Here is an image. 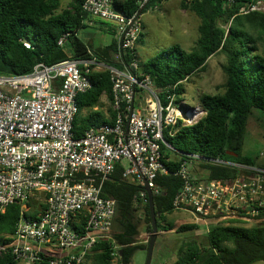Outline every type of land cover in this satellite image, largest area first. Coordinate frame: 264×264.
I'll return each mask as SVG.
<instances>
[{"label": "built area", "instance_id": "built-area-1", "mask_svg": "<svg viewBox=\"0 0 264 264\" xmlns=\"http://www.w3.org/2000/svg\"><path fill=\"white\" fill-rule=\"evenodd\" d=\"M118 1L85 0L81 8L92 20L116 25L119 67L89 51L85 58L40 63L28 74L0 75V220L10 206L20 207L14 234L0 235V255L10 253L18 264H82L98 243H114L118 203L103 197L102 188L115 166L122 167L124 180L143 188L139 199L148 202L144 188L158 194L156 179L167 172L163 146L171 147L165 131L172 136L178 123L187 127L199 121L198 110L177 103V85L160 90L142 72V14L120 12ZM134 1L143 10L151 0ZM256 9L253 5L249 10ZM70 36L65 34L58 45ZM23 45L32 49L28 41ZM125 55L132 57L128 65ZM95 72H108L111 79V95L102 96L110 123L75 138L77 98L91 89ZM193 162L235 169L239 176L232 181L202 179L192 173ZM176 176L182 187L175 210L191 214L207 233L212 219L250 222L264 211V169L193 155Z\"/></svg>", "mask_w": 264, "mask_h": 264}, {"label": "trees", "instance_id": "trees-1", "mask_svg": "<svg viewBox=\"0 0 264 264\" xmlns=\"http://www.w3.org/2000/svg\"><path fill=\"white\" fill-rule=\"evenodd\" d=\"M85 0H74L69 9L60 10L61 0H0V75H24L33 71L40 63L52 66L70 58H85L89 51L114 67L121 63L113 58L118 54V43L102 48H93L78 38L79 30L86 22H93L82 11ZM167 0H151L139 10L134 0H119L116 9L133 15L144 14ZM264 0H191L183 1L185 10L195 13L201 20L196 45L186 51L174 45L160 51L155 57L141 61L145 75L150 76L155 86L164 90L177 85V103H183L185 80L203 72L208 60L218 53L225 54L227 74L225 92L222 95H204L201 103L205 117L192 126L178 123L176 133L165 131L164 139L171 147L163 146V164L166 173L156 179L158 194L153 195L157 215L158 234L172 230L163 226L165 216L173 213L174 201L182 180L176 176L187 156L202 159H224L238 164L254 166V161L242 155L245 137L253 110L264 114V12L250 11V7ZM244 9L246 13H242ZM67 33L71 36L63 46L58 42ZM28 41L32 49L24 47ZM143 44L141 35L138 46ZM132 57L125 55L123 63L128 65ZM92 87L77 98L79 112L73 124L75 138H81L92 128L109 124L104 112L92 109L101 105L104 94L112 92L108 72L91 75ZM90 111L82 115V111ZM111 113V112H110ZM179 160L171 159V155ZM236 154L237 156L233 155ZM207 180L232 181L239 176L235 169H227L200 163ZM123 169L115 166L110 179L104 183L102 196L117 201V217L113 241L98 243L93 249L95 264H131L137 250H147L148 245H138L139 235L136 221L138 206L145 212L148 231L152 234L149 203L139 199L142 187L122 178ZM20 215L18 205L10 206L1 216L0 235H12ZM251 228L238 226H212L205 242L190 241L178 250L173 264H254L264 262V211L256 218ZM85 222V218L82 219ZM82 223V224H83ZM197 225L178 228L179 233L199 229ZM117 247V251L113 248ZM116 254V255H113ZM90 255L87 256L89 258ZM0 264H18L10 253L0 255ZM47 264V263H42Z\"/></svg>", "mask_w": 264, "mask_h": 264}, {"label": "rangeland", "instance_id": "rangeland-1", "mask_svg": "<svg viewBox=\"0 0 264 264\" xmlns=\"http://www.w3.org/2000/svg\"><path fill=\"white\" fill-rule=\"evenodd\" d=\"M183 1L190 0H167L150 12L142 14L140 20L142 24L143 44L138 47L140 60L146 61L155 57L160 51L180 45L186 51H190L199 38L198 28L201 24L200 18L193 12L183 8ZM74 0H61L60 12L69 9ZM257 11L264 12V1L256 3ZM78 38L85 44H90L93 48H102L111 44L116 39V25L109 21L94 19L93 22H86V27L79 30ZM117 61L116 58H113ZM227 63L225 54L218 53L208 60L205 71L197 73L183 83L185 92L183 93V105L185 109L198 110L199 120L205 117V111L201 103L204 95H222L225 92L227 74L224 66ZM100 110L105 113L109 107L102 104ZM90 111L84 109L82 115H87ZM242 155L254 161L255 167L264 169V114L259 110H253L250 124L245 137ZM171 159L178 161L179 156L171 155ZM200 163L193 162L192 173L198 177L206 176V172ZM136 221L139 235L136 239L138 245H149L151 233L148 231V224L145 212L138 206L136 211ZM158 218V217H157ZM235 224L238 227L251 228L256 219L250 222L241 220H229L220 222L212 219L209 228L212 226H226L227 223ZM163 226L171 225L172 230L159 232L154 247L153 259L151 264H173L178 258L179 248L186 242L197 241L205 242L207 230L203 227L179 233L178 228L185 225H197L195 218L184 211H174L165 216ZM205 226L204 224H201ZM198 226V225H197ZM200 227V226H199ZM117 231V225L113 227V232ZM93 254L82 264H95L92 260ZM147 250H137L131 259V264H146ZM114 260L113 264H117ZM23 264V263H20ZM254 264H264L257 262Z\"/></svg>", "mask_w": 264, "mask_h": 264}, {"label": "water", "instance_id": "water-1", "mask_svg": "<svg viewBox=\"0 0 264 264\" xmlns=\"http://www.w3.org/2000/svg\"><path fill=\"white\" fill-rule=\"evenodd\" d=\"M235 156H237L236 154H233ZM144 190L147 193V197H148V203H149V214H150V219H151V226L153 229L152 235H151V239L147 248V261L146 264H151L152 263V259H153V252H154V247H155V243L157 240V235H158V225H157V215L155 212V205H154V198H153V193L152 191L148 188V186L146 185V187L144 188Z\"/></svg>", "mask_w": 264, "mask_h": 264}, {"label": "crops", "instance_id": "crops-1", "mask_svg": "<svg viewBox=\"0 0 264 264\" xmlns=\"http://www.w3.org/2000/svg\"><path fill=\"white\" fill-rule=\"evenodd\" d=\"M115 40H116V39H115ZM116 42H117V40H116ZM107 46H108V45H107ZM118 51H119V47H118ZM116 56H117V55H116ZM116 56H115V58H116V60H117V57H116ZM141 61H142V60H141ZM102 104H103V103H102V99H101V105H102ZM101 105H100V106H101ZM100 106H99V107H100ZM99 107H96V108H94V109H92V110H93V111H95V110H100ZM102 112H103V111H102ZM107 112L110 113V108H109L108 110L105 111V113H104L105 116H106V113H107ZM114 224H115V222H114Z\"/></svg>", "mask_w": 264, "mask_h": 264}]
</instances>
